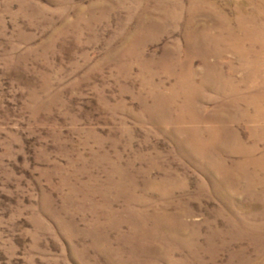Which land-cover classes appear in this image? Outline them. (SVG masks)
Instances as JSON below:
<instances>
[{
  "label": "rangeland",
  "instance_id": "1",
  "mask_svg": "<svg viewBox=\"0 0 264 264\" xmlns=\"http://www.w3.org/2000/svg\"><path fill=\"white\" fill-rule=\"evenodd\" d=\"M261 102L264 0H0V264H264Z\"/></svg>",
  "mask_w": 264,
  "mask_h": 264
},
{
  "label": "bare ground",
  "instance_id": "2",
  "mask_svg": "<svg viewBox=\"0 0 264 264\" xmlns=\"http://www.w3.org/2000/svg\"><path fill=\"white\" fill-rule=\"evenodd\" d=\"M243 10H244V9H243ZM243 12H244V11H243ZM242 14H243V13H242ZM256 17H258V16H256ZM256 17H255V18H256ZM247 18H249V17H247ZM249 19H250V18H249ZM248 21H249V20H248ZM252 21H253V20H252ZM224 23H225V22H224ZM249 23H250V22H249ZM251 24H252V22H251ZM251 24H250V25H251ZM225 25H226V24H225ZM224 27H226V26H224ZM252 27H253V26H252ZM246 28H247V26H246ZM242 30H243V29H242ZM244 30H245V29H244ZM250 30H251V29H250ZM254 30H255V29H253V33H255ZM225 31H226V30H225ZM242 32H244V31H242ZM227 33H228V32H227ZM246 33H247V32H246ZM256 34H257V33H256ZM234 35H235V34L232 33V31L230 30V31H229V40H228V41H231V42H237L239 39L236 38V35H235V36H234ZM247 35H248V34H247ZM242 36H243V35H242ZM244 36H245V35H244ZM239 38H240V37H239ZM249 38H250V37H249ZM257 38H258V37H257ZM243 40H244V39H243ZM243 40H242V41H243ZM245 41H246V40H245ZM251 41H253V40H251ZM238 42H239V41H238ZM248 43H249V42H248ZM233 44H234V43H233ZM241 44H242V43H241ZM255 101H256V100H255ZM259 102H260V100H259ZM261 103H262V102H261ZM261 103H260V104H261ZM260 104H259V105H260ZM262 104H263V103H262ZM263 105H264V104H263ZM263 108H264V107H263ZM249 113H250V112H249ZM249 115H250V114H249ZM253 115H254V114H253ZM255 116H256V115H255ZM255 116H254V117H255ZM259 116H260V115H259ZM250 118H251V117H250ZM261 118L264 119V115H263V117H261ZM250 120H251V119H250ZM255 120H256V119H255ZM261 120H262V119H261ZM262 122H263V121H262Z\"/></svg>",
  "mask_w": 264,
  "mask_h": 264
}]
</instances>
